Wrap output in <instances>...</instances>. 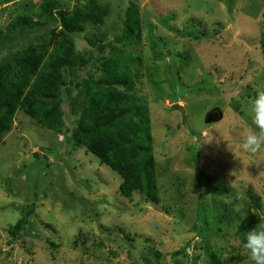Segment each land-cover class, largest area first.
<instances>
[{
    "label": "rangeland",
    "instance_id": "1",
    "mask_svg": "<svg viewBox=\"0 0 264 264\" xmlns=\"http://www.w3.org/2000/svg\"><path fill=\"white\" fill-rule=\"evenodd\" d=\"M132 1L142 20L140 43H114L131 0H98L108 15L72 36L76 52L90 60L73 72L77 81L100 76L96 49L103 45V56L137 75L159 204L121 196L120 177L67 140L75 123L67 100L59 130L17 111L0 141V264H205L206 248L229 264H252L238 226L253 207L249 189L264 227V150L250 156L237 145L251 124V101L264 90V0ZM42 2L0 0V62L55 26L41 19L45 26L24 38L7 30L22 16L36 22ZM215 108L222 119L206 123ZM30 210L12 238L8 229Z\"/></svg>",
    "mask_w": 264,
    "mask_h": 264
},
{
    "label": "trees",
    "instance_id": "2",
    "mask_svg": "<svg viewBox=\"0 0 264 264\" xmlns=\"http://www.w3.org/2000/svg\"><path fill=\"white\" fill-rule=\"evenodd\" d=\"M78 2L80 5L69 8L57 0H43L36 22L22 16L9 23L7 30L24 35L20 38L40 31L38 27L45 26L41 19L49 18L55 26L48 28L44 37L34 34L33 41L0 62V141L10 131L17 111L44 128L59 130L64 124L62 106L67 100L75 116L67 140L86 149L120 177L121 196L128 199L137 193L146 203L158 205L152 126L148 108L134 94L137 75L121 60L103 56L105 46L98 40L86 39L90 47L101 45L96 50L102 55L98 61L102 74L75 80L73 71L89 66L90 60L76 52L73 34L84 33L88 25H103L108 15V8L98 0ZM124 24L123 35L114 43L122 47L138 45L142 20L135 1L131 0L126 9ZM261 45L264 52V38ZM74 91L76 95L72 97ZM74 104L81 105L80 111L75 110ZM247 192L253 207L238 226L241 245L248 231L263 226V219L258 216V197L249 189ZM30 214L31 210L8 229L12 238L17 239L24 230ZM205 264L229 263L206 248Z\"/></svg>",
    "mask_w": 264,
    "mask_h": 264
},
{
    "label": "clouds",
    "instance_id": "3",
    "mask_svg": "<svg viewBox=\"0 0 264 264\" xmlns=\"http://www.w3.org/2000/svg\"><path fill=\"white\" fill-rule=\"evenodd\" d=\"M251 115V124L237 147L243 153L254 156L264 150V90L258 91L251 101ZM243 248L247 250L252 264H264V227H255L248 231Z\"/></svg>",
    "mask_w": 264,
    "mask_h": 264
},
{
    "label": "water",
    "instance_id": "4",
    "mask_svg": "<svg viewBox=\"0 0 264 264\" xmlns=\"http://www.w3.org/2000/svg\"><path fill=\"white\" fill-rule=\"evenodd\" d=\"M222 117H223V113L218 108H215L214 110H211L205 115V122L206 123L218 122L222 119Z\"/></svg>",
    "mask_w": 264,
    "mask_h": 264
}]
</instances>
